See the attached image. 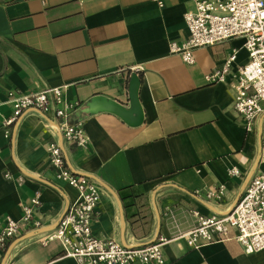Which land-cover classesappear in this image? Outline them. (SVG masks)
<instances>
[{
	"label": "crops",
	"instance_id": "0c3cea01",
	"mask_svg": "<svg viewBox=\"0 0 264 264\" xmlns=\"http://www.w3.org/2000/svg\"><path fill=\"white\" fill-rule=\"evenodd\" d=\"M0 0V228L6 216L18 220L34 196L33 217L41 226L22 228L0 264H76L60 257L52 231L77 190L56 177L46 145L56 143L66 166L95 181L101 196L93 233L124 246L144 245L157 236L165 264H264V249L245 253L235 240L189 248L181 234L192 229L189 210L223 214L264 172L261 137L264 114L247 131L233 108L227 83H209L232 49V70L248 61L241 38L200 47L186 64L170 51L188 37L184 14L193 0ZM136 70L143 122L127 125L109 112L84 114L96 95L129 105L128 82ZM61 88L70 124L82 122L86 152L68 144L50 111L28 110L6 136L9 90L21 93ZM237 168L240 176L230 177ZM9 174L10 178H6ZM219 185L221 200L196 196ZM127 189L124 199L119 190Z\"/></svg>",
	"mask_w": 264,
	"mask_h": 264
},
{
	"label": "built area",
	"instance_id": "2783aa9c",
	"mask_svg": "<svg viewBox=\"0 0 264 264\" xmlns=\"http://www.w3.org/2000/svg\"><path fill=\"white\" fill-rule=\"evenodd\" d=\"M162 6V0H155ZM194 8L183 18L188 37L179 42H171L170 51L180 56L186 64L194 62V51L200 47L224 43L241 38L248 61L232 70L237 50L232 49L223 65L206 75L209 83L224 82L234 92L233 108L243 120L247 131L252 130L257 118L264 114V0H193ZM136 71V70H134ZM7 102L11 103V113L3 120L6 136L18 124L28 110L39 114L52 112L58 121L57 130L70 145L86 152L88 138L81 121L70 124L69 112L74 104L62 103L61 88H45L37 92L21 93L9 90ZM49 165L56 177L77 190L76 200L60 218L56 227L45 233L42 243L58 240L62 250L60 257L71 258L76 264H165L162 248L169 241L157 236L144 245L124 246L113 239L96 236L92 222L101 196L99 185L82 174L72 172L65 163L61 148L54 142L46 145ZM261 160L264 163V134L261 137ZM230 177L240 176L237 168L228 170ZM10 178L9 174H5ZM206 199L221 200L224 186L204 193L195 191ZM40 201L34 196L23 207L18 220L6 216L0 228V260L10 242L22 228L35 230L41 226L40 220L33 217L39 210ZM195 220L192 229L181 234L189 248L200 247L227 240H235L245 253L264 249V172L248 182L242 195L223 214L204 215L195 209L189 210Z\"/></svg>",
	"mask_w": 264,
	"mask_h": 264
},
{
	"label": "water",
	"instance_id": "95a60500",
	"mask_svg": "<svg viewBox=\"0 0 264 264\" xmlns=\"http://www.w3.org/2000/svg\"><path fill=\"white\" fill-rule=\"evenodd\" d=\"M140 82L141 80L136 71H133L129 76L128 82V106H124L120 102L105 96L96 95L90 98L81 112L84 114L109 112L118 116L129 126L140 125L143 122V111L138 98Z\"/></svg>",
	"mask_w": 264,
	"mask_h": 264
},
{
	"label": "trees",
	"instance_id": "16d2710c",
	"mask_svg": "<svg viewBox=\"0 0 264 264\" xmlns=\"http://www.w3.org/2000/svg\"><path fill=\"white\" fill-rule=\"evenodd\" d=\"M127 191V189H122V190H119V195H120V197L122 198V199H124V194H125V192Z\"/></svg>",
	"mask_w": 264,
	"mask_h": 264
}]
</instances>
